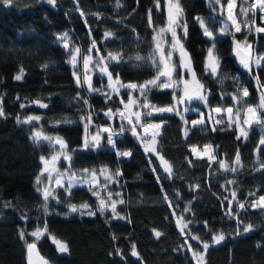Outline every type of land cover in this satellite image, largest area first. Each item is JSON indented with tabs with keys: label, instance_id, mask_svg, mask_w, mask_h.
I'll list each match as a JSON object with an SVG mask.
<instances>
[{
	"label": "trees",
	"instance_id": "obj_1",
	"mask_svg": "<svg viewBox=\"0 0 264 264\" xmlns=\"http://www.w3.org/2000/svg\"><path fill=\"white\" fill-rule=\"evenodd\" d=\"M179 2L187 25L185 48L196 80L208 92L209 107L235 106L233 96L241 105L256 106V77L264 84V61L249 71L235 55L234 37L213 33L219 69L216 74L208 71L206 56L213 41L204 35L197 18L210 17L211 5L208 0ZM166 21L167 11L157 7V0H55L54 4L48 0L5 4L0 0V108L4 113L0 116V264H28L25 241L36 243V254L47 264H196L187 244L201 252V242L210 245L204 253L205 264H264V209L251 207L255 198L264 196V146L256 151L264 137L261 126L249 127L245 139L227 124L187 123L195 113L183 119L177 113L152 116V120L164 122L156 152L171 166V175L164 171L156 153L145 152L131 130L113 136L115 147L108 143L84 146L82 118L93 113L105 123V112L121 107L128 92H110L108 99L102 94L106 91L89 92L78 86L70 62L72 50L79 48L87 55L95 41L91 56L96 59L109 53L123 57L119 63L106 61L114 80L118 74L124 84H141L156 75L148 57L154 48L153 36ZM256 21L264 27V19L257 17ZM212 25L216 29V24ZM65 33L68 48L62 39ZM105 33L112 35L106 38ZM252 37L256 52L264 54V32ZM137 55L144 59L135 60ZM21 69L22 79L16 80ZM94 78L98 89L107 87L103 75ZM244 88L249 95L240 99ZM147 96L148 102L158 107L174 103L172 89H152ZM29 117L40 119L25 122ZM37 130L66 142L73 170L103 167L122 174L112 183L101 181L100 186L107 184V189L101 187L99 193L106 200L109 191L113 194L118 216L123 219L114 218L110 208L101 213L89 185L74 186L70 193L57 188L56 197L45 202L36 179L42 170L41 156H49L53 148L48 141L33 138ZM196 145H211L215 159L195 156L191 147ZM125 151L130 155H117ZM237 153L239 164L235 163ZM165 193L168 201L163 198ZM85 203L89 209L70 210V205ZM89 211L95 214L89 215ZM181 215L191 221L184 235L176 226ZM249 224L252 229L244 232ZM45 225L47 234L40 241L29 235ZM155 232L161 233L159 238ZM219 233L225 239L214 244L211 238ZM192 235L199 241L191 239ZM53 237L69 251L59 252ZM133 245L139 258L131 255Z\"/></svg>",
	"mask_w": 264,
	"mask_h": 264
},
{
	"label": "snow or ice",
	"instance_id": "obj_2",
	"mask_svg": "<svg viewBox=\"0 0 264 264\" xmlns=\"http://www.w3.org/2000/svg\"><path fill=\"white\" fill-rule=\"evenodd\" d=\"M55 0H48V3L54 4ZM243 3H247L248 0H242ZM5 4H11L12 0H4ZM216 3L219 4L220 0H216ZM166 5H167V10H168V19H167V24L164 27H161L159 30H156V34L153 36V43H154V48L150 56L148 57L149 60H151L152 65L156 68V75L154 76L153 79L147 80L141 84L137 83H128L124 84L120 82L119 76L117 74L116 80H113V75L111 72L108 71V65L105 61H116L117 63L120 62L121 59H123L122 55L120 54H112L109 53L107 57L100 56L98 59L93 61V58L91 56V53L93 49H95V41L92 42V48L88 49V55H83L81 57L80 49L79 48H74L72 50V59L71 63L73 66H76L77 59L78 57L82 58L83 60V67H84V73H83V79L81 80V76L78 75L76 72L73 73V75L76 77V83L78 86H87V90L89 92L92 91H98L102 92L101 89H95L92 86L91 83V76L89 75L91 68L90 65H93L94 67L98 68L101 75H106L108 79V85L107 87L111 89L112 92H114L116 95L120 94V89L124 88L127 89L129 92L128 96V101L125 104L123 99H121V103L124 104V110H117V112L113 113L111 109H109L108 112L105 113L106 116H109V118H112V116L118 115L122 120H127V123L131 125V131L133 136L137 137L138 139L141 140V143L144 146L145 152H152L156 153L158 158L161 160V164L164 168V171L169 173L171 175L172 169L171 166L167 163V161L164 160L163 157H160L159 154L156 152V146H155V135L152 134L151 138L149 139L148 137V130L151 128H159L161 125H154V124H142L141 119H142V114L139 111H132L133 107H142V108H149L151 109L148 112L143 113L144 116H151L153 112H158V113H164V112H173L177 111L176 105L178 104H183L186 101H189L193 98L200 99V100H205L206 97L201 93L200 89H202V85H199V82L195 78V72L191 68V58L184 49L183 44L180 41V38L177 34V28H182L184 34L186 35L187 33V26L186 24H183L182 21V16H183V10L180 8L179 5V0H166ZM119 6V3L117 4ZM157 7H159V0H157ZM236 7L235 0H228L227 8H228V19L231 20L232 26L235 27L236 32L241 31V23H243L244 27L248 28L249 31L252 30V27L255 26V20L253 19L251 21V24L245 19L244 21H238L233 14V9ZM259 9V11L264 12V0H255L254 4H250L249 8H243L241 7L240 13L241 15L247 17L249 10H252L253 16L255 15V10ZM83 15V13H81ZM198 22L200 23L201 28L204 30V35L209 37L213 41V46L208 49V64L207 67L211 69V72L213 74L216 73L217 67H218V61L216 60L213 52H214V47H215V37L213 36V33L208 29V27L205 25L203 19L197 18ZM149 24L151 25V15L149 13ZM229 25L225 23L224 28L221 29L222 33L225 34H230L228 33ZM255 31L260 33L264 32V27H256ZM167 33L171 34L172 42L170 47L167 49V51L164 48L165 40L164 37ZM112 35L111 33H105V37L107 38L108 36ZM62 39L65 40V48H68L69 45L67 43V33L64 34ZM236 44L237 48V55L240 57V63L243 65L244 68L248 69L251 71V65L254 63L257 67L260 66L261 61L264 60V57H258L255 58L254 60L251 57L250 51H248L245 55H241L240 49H241V43L239 41H234ZM246 43V40H245ZM250 49V46H248ZM97 53L99 52L98 49H96ZM179 53V64H176L173 62V53ZM135 60H143L144 58L137 55ZM181 68L184 70V72L191 74L192 76V81L190 82L189 80L184 79L183 75L180 76L179 79H176L174 77V73L176 72L177 68ZM23 76V70L21 69L20 74H18L15 79L16 80H21ZM257 79V84H258V89H259V103L256 106H248L244 110V118L241 121V113L240 110L237 109L235 113H233L232 108H227V109H221V108H216L213 111H215L217 114L221 112L227 113L228 116V122L229 125L235 123L237 126H240L241 123L244 126L251 127L253 123L260 125L262 128H264V84H261L259 81V77H256ZM198 86V87H197ZM152 89H172L173 90V99L176 101L175 104H173L170 107H165V108H158L155 105H151L148 102V96L147 93L150 92ZM177 91L182 93L179 96V99H177ZM133 92H139L140 97L143 98V103L140 102L138 98L133 97L132 93ZM107 96L108 99H111V95L107 93H102ZM249 95L248 89L244 88L242 92L240 93V99L247 97ZM234 101L239 103V99L237 96H233L232 98ZM85 103L87 104V101L85 100ZM41 107H47L45 104H41ZM23 107V105H21ZM177 114L179 112L177 111ZM3 110L0 108V116H3ZM134 118V119H133ZM40 117H29L27 121L25 122H31L32 120H39ZM82 119H86L89 122L91 121V115L84 117ZM181 119H183V116H181ZM209 119H213L211 116H209ZM221 119L215 120V123H221ZM194 125L195 124H202L204 121L201 119L199 121H193L192 122ZM137 126L141 127L145 133L144 136H141L137 131L136 128ZM88 124H85V130L87 132ZM102 132H107L109 135L107 136V142L108 144L112 145L115 147V142L113 140V131L111 128H103L102 130H98L96 135L91 137V141H89L88 137H85V144L84 146L87 148L89 147L90 143L92 146H99L100 145V135ZM124 131L123 125L121 126V132ZM187 134V133H185ZM240 136L244 137L245 139L247 138V132L244 130V127H240ZM240 136L237 138L239 139ZM37 142H39L41 139L48 141L50 144L53 145H59V152L53 156L50 157V159H45V157L41 156V161L43 163V169L40 173L39 176H37L36 183L39 185L41 184L42 177L47 174V180L49 183H51L53 180L55 181V184L58 187H64L63 181L65 177L67 178V184L68 188L67 190L70 193V190L73 186L77 184H88L89 185V190L93 192V195H96L98 198V210L103 213L105 210L109 209L113 213L114 218H119L123 219V217H119L117 213V201L112 200V193L109 191L107 195V200L100 196L99 191L97 188H103L104 190L107 189V184H104L103 186L99 185L98 177H97V172L96 170H88L85 169L84 175L81 177H77L75 173L70 172L69 169H65L64 172H61L58 170V163L61 157L64 160L70 161L71 156L68 154L66 151L67 145L66 142L60 138V137H52V136H47L43 135L42 132H36L33 137ZM264 146V137L261 138L259 141V145L257 146L256 151L260 152L261 147ZM192 151L195 153L196 149L193 148ZM211 151V146H206V152ZM118 156H129L130 153L125 151V152H117ZM209 159H215L214 156H210ZM240 162V157L239 153H237L236 156V161L235 163L239 164ZM220 166L222 168L227 169V165L223 162H221ZM261 168H264V164L261 165ZM232 171L235 169L232 168ZM55 174V175H54ZM100 174L105 177L106 181H112L115 176L122 175L118 170L114 174H109L107 169H102L100 170ZM198 187V186H197ZM38 192H42L43 199L45 202L48 201L49 197H52L53 193L52 190L49 188L45 187L43 189L38 188ZM117 195H119L117 193ZM177 195H179L177 193ZM233 198H235V193H232ZM254 195V194H250ZM164 200L168 201V196L165 193L164 194ZM119 203H123V200H120ZM231 204V202H229ZM169 206L171 207V203L169 201ZM240 208H243V204L238 205ZM70 210L72 212H77L80 211L81 209H89L90 206L88 204H81L79 207L76 205H70ZM251 207L256 208L259 207L261 209H264V196H260L259 200L257 202H254ZM45 211H47V204L45 203L44 205ZM185 212L190 211V208H185ZM228 213L231 214V207L228 209ZM89 215H94V212L89 211ZM173 215L175 213L173 212ZM191 221H187L184 219L183 215L178 217L176 219V226L180 230L181 234H185V229L188 228L189 224ZM242 223V222H241ZM205 226H207V223L205 222ZM252 229V225L249 224L245 226L244 232H248ZM47 231V227L45 225L44 231L42 232L40 229H37L36 231H33L29 235L35 238V240H39L42 235ZM155 235L157 238L161 235L160 232H155ZM190 235V233H189ZM21 239L25 238V233L21 231L20 233ZM53 242L57 245V250L61 253H67L69 251L68 247L66 244L56 240L54 237L52 238ZM191 239L199 241V237L192 235ZM212 242L214 244H219L225 239V235L223 233L215 234L212 236ZM26 247H27V252H28V264H34L32 255L33 252L36 251L37 245L35 242L33 243H28L25 241ZM187 244V241H185ZM202 243V248L203 251L197 252L194 251L192 248L191 244H187L188 250L193 252V260L196 261V264H202V261L204 259V253H206L207 249L209 248V243L207 242H201ZM38 255V253H37ZM132 256L138 257V253L135 249V246L133 245ZM139 258V257H138ZM43 260V258H40ZM44 264H47L46 261H44Z\"/></svg>",
	"mask_w": 264,
	"mask_h": 264
},
{
	"label": "rangeland",
	"instance_id": "obj_3",
	"mask_svg": "<svg viewBox=\"0 0 264 264\" xmlns=\"http://www.w3.org/2000/svg\"><path fill=\"white\" fill-rule=\"evenodd\" d=\"M208 1H209L210 5H211V11L212 12L210 13V17H208L206 20L203 19V21H204L205 25L208 27V29L212 33H214L216 35H231V36H233L234 37V41H239L241 43V48L242 49H244L246 52L250 51V54H251V57H252L253 60L255 58H258V57H264V54H259V53L256 52L254 39L252 37L253 34L257 33L255 31V28L256 27H261L260 25H258L256 19H257V17H259L261 19H264V12H261V11H259V9H256L255 10V15L253 16L252 10H249L247 17L241 15V13H240L241 7L248 9L250 4H254L255 3V0H248L247 3H243L242 0H235L236 7L232 11H233V14L235 15L236 19L238 21H244L245 19H247V21L249 22V24H251V21L253 19L255 20V26L252 27V30L251 31H249V29L246 28V27H244L243 23H241V31L240 32H236L235 31V27L232 26L231 20L228 19V8H227L228 0H220V3L219 4L216 3V0H208ZM179 5H180V8H182L180 2H179ZM159 7H164L166 9V11H167V19H168V10H167V5H166V0H163L162 2H160L159 3ZM181 22L183 24H186L185 17H184V12H183V16H182V21ZM225 23H227L229 25L228 33H230V34H225V33H222L221 32V29L224 28ZM166 24H167V21H166L165 25L158 27L157 30H159L161 27L166 26ZM212 24H216V29H214V27H213ZM155 34H156V32H155ZM177 34H178V36L180 38L181 43L184 46V49L186 50L185 44H184L185 34L183 32V29L182 28H177ZM238 34H242L243 36L242 37H237L236 35H238ZM164 40H165L164 48L167 51V49L170 47L171 42H172L171 34L170 33H167L165 35V37H164ZM245 40H246V43H245ZM248 46H250V49H249ZM236 49H237L236 48V44L234 42V50H236ZM186 52L188 53L187 50H186ZM213 54H214L216 60L218 61V67H217V70H216V73H217L218 72V69H219V60H218V57L215 54V51L213 52ZM188 55H189V53H188ZM82 56L83 55L81 53V57ZM92 58H93V61L96 60L95 57L92 56ZM71 59H72V55H71ZM172 59H173V62L174 63L179 64V60H180L179 53L178 52L177 53H173ZM263 61L264 60L261 61L260 66L262 65ZM207 64H208V54L206 56V67H207ZM73 68H74V72H76L78 75L81 76V80H82L83 79V73H84V67H83V60H82V58L78 57L76 66L75 67L73 66ZM90 68H91V71H90L89 75L91 76L92 86H93V88L98 89V87H96V85H95V78L94 77H95L96 74H99L100 71H99L98 68L94 67L93 65H90ZM257 68L258 67L254 63L251 65V70L257 69ZM207 70L211 72V69L209 67H207ZM181 75H183L184 79L189 80L190 82L192 81L191 74L184 72L183 69H181V68L178 67L176 69V72L174 73V77L176 79H179ZM103 77L105 78V80L107 79V76L106 75H103ZM125 84H128V83H125ZM106 85H108V79H107V84ZM85 87L87 88L86 85H85ZM203 88L204 87H202V89H200V91L206 97V101L205 100H200V99L193 98V99H191L189 101H186L183 104L176 105L177 111L183 117H185L188 113H195V116L196 117H194L190 121L187 120V123H189L191 125H194L192 123L193 121H199V120L202 119L204 121V123H202V124H199L198 123V124H195V125H204V124H207V123H210L211 125L227 124L228 126L236 127L239 135H240V127H244V130L248 133V130H249V127L248 126H244L242 123H241L240 126H237V124H235V123L229 125L227 113L221 112V113L217 114L215 111H213L216 108H221V109L232 108L233 109V113H235V111L237 109H239L240 110V113H241V121H242L243 118H244V110L248 106L241 105L240 103H237L235 106H232V107H225V108H223V107H215V108H211V107H209V105L207 103L208 92L207 91L204 92V89ZM99 89H101L102 92H105L106 91L108 94L110 92L111 93H114L108 87H106V88H102L101 87ZM123 91H127L128 92L127 89L121 88L120 89V94H122ZM94 92H96V91H94ZM181 94L182 93H180L179 91H177V99H179V96ZM122 95H121V97H122ZM132 95H133V97L138 98L141 103H143V98L140 97L139 92H133ZM128 96H129V92H128ZM127 101H128V99L124 100V103L126 104ZM175 103H176V101L174 100V103H172L171 105H168V106H162V107H158L156 105L155 106L158 107V108H165V107H170V106H172ZM151 105H153V104H151ZM202 106L204 107V109L206 107V109L204 110ZM117 110H124V104H122V106L119 107V108H117V109H111V111L113 113L117 112ZM150 110L151 109H149V108H142V107H139V108L138 107H133V109H132V111H139V112H141V114H142L141 123L142 124L161 125L159 128H151V129H149L148 130V134H147L148 137H149V139L151 138L152 134H156L155 135V146L157 148V138H158V136L161 133V129H162V126H163L164 122L154 121V120L151 119L152 116H155L156 114L177 113V111L164 112V113L153 112V114L151 116H144L143 115V113L148 112ZM108 111L109 110H107V112ZM89 114L91 115V121L89 122L88 120L85 119V124H88V128H87V132L85 133V137L87 136L88 139H89V141H91V137L92 136L96 135V133H97L98 130H102L103 128H111L112 131H113V136H115L116 134L119 135V134L123 133L126 130H131V127L132 126L127 123V120H122L118 115L112 116V118H109V116L104 115V116L107 117V119H105L107 121L105 123H103L101 119L95 118L96 116L93 113H89ZM89 114H88V116H89ZM209 116H211L213 119L210 120L209 119ZM217 119H221L222 122L221 123H215V120H217ZM122 125H123V128H124V131L123 132H121V126ZM253 125L260 126V125L255 124V123H253L251 126H253ZM136 131L141 136H144L145 135L143 129L141 127H139V126H137ZM36 132H42L43 133V131H41V130H37L34 133H36ZM43 135H46V134L43 133ZM108 135H109V133L102 132L101 131V135H100V145H103L104 143H108L107 142V136ZM206 146H209V145H205V146H197L196 145V146H192L191 149H193V148L196 149V152L195 153L192 151L195 156H206V157L214 156L215 157L214 148L210 145L211 146V151L210 152H206ZM51 147L53 148V151H52V153L49 156H46L45 159H50L51 156L57 154L59 152V150H60L59 145H53V144H51ZM89 147H95V146H92V144L90 143ZM66 151L71 156L70 152L68 151V148L66 149ZM43 166L44 165L42 163V169H43ZM57 167H58V170L61 171V172H64L65 169H69L70 168V172L71 173H75L78 178L84 175V171L78 172V171L73 170L72 167H71L70 161L64 160L62 157L59 160V163H58ZM102 169H107L108 170V173L110 175L113 174L108 168H103L102 167L99 170H97L96 172H97V177H98L99 185H100V182L101 181H105V182H108V183H112L116 179V177H114V179L112 181H106L105 180V177L100 174V170H102ZM46 177H47V174H45V176L42 177V181L43 182L41 184H39V185L37 184V187L40 188V189H43V188L47 187L50 190H52L53 195H52V197H49V199L47 201V202H49L52 198L56 197V190H57V188H61V187H58L55 184V181L54 180L51 183H49V181L47 180ZM63 184H64V188L67 189L68 188V184H67V178L66 177H65V179L63 181ZM77 185H88V184H77ZM77 185H75V186H77ZM100 191H101V188H99V192ZM258 200H259V197L255 198L252 201L251 205L254 202H257ZM233 204H234V201L231 200V205H233ZM257 208H259V207H257ZM40 230L43 232L44 231V228H40ZM46 234H47V232H45L44 235H42L41 238L38 241H40L42 239V237H44ZM33 254L34 255H32V259H33L34 264H44V260H41L40 257H39V255H37L35 251L33 252ZM202 264H205L204 259L202 261Z\"/></svg>",
	"mask_w": 264,
	"mask_h": 264
},
{
	"label": "water",
	"instance_id": "obj_4",
	"mask_svg": "<svg viewBox=\"0 0 264 264\" xmlns=\"http://www.w3.org/2000/svg\"><path fill=\"white\" fill-rule=\"evenodd\" d=\"M241 55H245L247 52L244 49H240ZM235 55L238 58V60L240 61V57L237 55V49L235 50Z\"/></svg>",
	"mask_w": 264,
	"mask_h": 264
}]
</instances>
